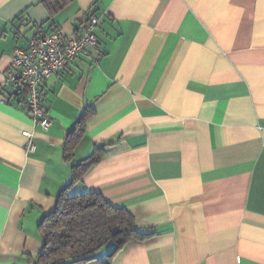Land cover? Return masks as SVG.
I'll return each instance as SVG.
<instances>
[{
  "label": "crops",
  "instance_id": "crops-1",
  "mask_svg": "<svg viewBox=\"0 0 264 264\" xmlns=\"http://www.w3.org/2000/svg\"><path fill=\"white\" fill-rule=\"evenodd\" d=\"M42 1L0 0V264H36L38 224L97 147L67 195L97 193L152 235L69 264H264V0ZM92 15L97 48L42 82L43 130L5 85L13 52Z\"/></svg>",
  "mask_w": 264,
  "mask_h": 264
},
{
  "label": "trees",
  "instance_id": "trees-1",
  "mask_svg": "<svg viewBox=\"0 0 264 264\" xmlns=\"http://www.w3.org/2000/svg\"><path fill=\"white\" fill-rule=\"evenodd\" d=\"M52 12L63 8L67 0H43ZM25 90L20 89L10 94L20 103L25 101ZM94 112L90 106L84 110L72 130L69 132L64 148L66 158L82 136L85 119ZM71 166L72 178L57 197L55 209L46 214L38 224L41 237L40 250L36 256V264H69L91 261L95 255L108 244L114 245L111 256L130 242H142L152 232L139 228L132 215L124 208L108 204L99 194L86 192L68 196L67 191L84 173L99 161L96 153Z\"/></svg>",
  "mask_w": 264,
  "mask_h": 264
},
{
  "label": "built area",
  "instance_id": "built-area-1",
  "mask_svg": "<svg viewBox=\"0 0 264 264\" xmlns=\"http://www.w3.org/2000/svg\"><path fill=\"white\" fill-rule=\"evenodd\" d=\"M99 22V18L92 15L80 32L72 35H64L57 29L43 31L38 28L27 48L14 50L5 85L12 92L25 90V107L32 115L33 122L43 130L51 125V120L39 103L43 80L53 73L63 71L78 57L86 56L89 50L97 48L98 41L94 31ZM22 135L27 139L25 150L33 152L35 146L31 140L32 134L23 131Z\"/></svg>",
  "mask_w": 264,
  "mask_h": 264
}]
</instances>
